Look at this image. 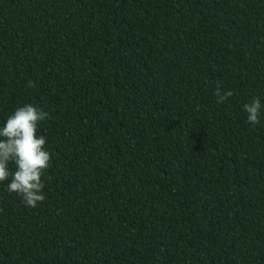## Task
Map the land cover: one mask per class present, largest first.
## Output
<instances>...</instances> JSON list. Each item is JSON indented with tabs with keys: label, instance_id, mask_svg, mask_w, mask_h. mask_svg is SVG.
<instances>
[{
	"label": "trees",
	"instance_id": "obj_1",
	"mask_svg": "<svg viewBox=\"0 0 264 264\" xmlns=\"http://www.w3.org/2000/svg\"><path fill=\"white\" fill-rule=\"evenodd\" d=\"M26 104L45 199L0 182V264H264V0H0V127Z\"/></svg>",
	"mask_w": 264,
	"mask_h": 264
},
{
	"label": "clouds",
	"instance_id": "obj_2",
	"mask_svg": "<svg viewBox=\"0 0 264 264\" xmlns=\"http://www.w3.org/2000/svg\"><path fill=\"white\" fill-rule=\"evenodd\" d=\"M33 85L30 83L29 87ZM214 95L217 103L223 104L233 95L231 90H222L217 83ZM261 100L254 97L243 105L250 124H258L261 115ZM48 118V113L31 104L18 107L3 127H0V182L8 180L9 193L22 197L26 206L35 208L45 199L42 194V176L50 166L51 155L45 150L46 138L38 135V125ZM9 162H14L15 171L10 172Z\"/></svg>",
	"mask_w": 264,
	"mask_h": 264
}]
</instances>
